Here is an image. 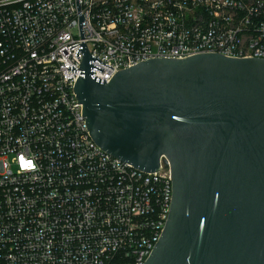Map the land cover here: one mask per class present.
I'll return each instance as SVG.
<instances>
[{
	"label": "built area",
	"instance_id": "2783aa9c",
	"mask_svg": "<svg viewBox=\"0 0 264 264\" xmlns=\"http://www.w3.org/2000/svg\"><path fill=\"white\" fill-rule=\"evenodd\" d=\"M83 44L105 81L150 57L264 58V0H0V264H142L163 231L170 161L92 138Z\"/></svg>",
	"mask_w": 264,
	"mask_h": 264
},
{
	"label": "water",
	"instance_id": "95a60500",
	"mask_svg": "<svg viewBox=\"0 0 264 264\" xmlns=\"http://www.w3.org/2000/svg\"><path fill=\"white\" fill-rule=\"evenodd\" d=\"M82 51L92 138L143 170L170 161L168 216L142 264H264V58L150 57L105 81Z\"/></svg>",
	"mask_w": 264,
	"mask_h": 264
}]
</instances>
